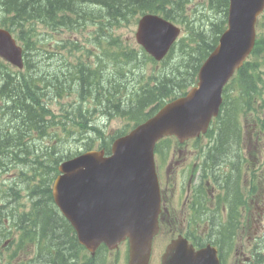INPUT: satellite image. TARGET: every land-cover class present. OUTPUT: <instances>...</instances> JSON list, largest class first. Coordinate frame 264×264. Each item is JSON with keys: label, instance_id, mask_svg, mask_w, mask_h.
I'll return each mask as SVG.
<instances>
[{"label": "trees", "instance_id": "obj_1", "mask_svg": "<svg viewBox=\"0 0 264 264\" xmlns=\"http://www.w3.org/2000/svg\"><path fill=\"white\" fill-rule=\"evenodd\" d=\"M172 1V0H170ZM188 0H174L175 7L177 9H182L183 4ZM226 0H212L213 4H225ZM120 3V7L125 10L126 6L136 5L142 9H159L164 4H168L169 0H0V6L6 12H15L25 15L26 18L32 19L35 22H44L47 25H79L81 28L89 27L94 25V20L102 21L110 25L114 24L111 13L115 9L114 7ZM77 12L76 18L71 20L69 15ZM25 38L28 37L27 33L23 34ZM40 34L34 33L31 37V42L34 41ZM115 42L114 40L107 41L104 45L97 47V58L100 59L106 55L104 49L110 48L114 49ZM27 50L32 52L34 51L31 45H27ZM37 56H43V61L45 58L48 61H51V58L44 56L42 52H37ZM39 59L34 60V62ZM56 65H53V62L49 65L50 72H48V84L50 86L62 81L66 76H69L75 73V70L78 67H82L79 62L74 66H71L69 62L63 59H56L54 61ZM56 66V67H54ZM42 69L41 64H35L33 62L29 63L27 72L23 76H19L16 80V83L4 79L0 75V84L2 85L0 89V97H7V100L13 101V112H11L9 118H3L0 121V159L4 161H11L19 154L20 136L25 134V129L27 127H33L39 124L43 119V109L42 107L36 113L31 112V105H28L29 100L33 99L31 92L34 85V79L37 74ZM181 77V75H178ZM177 76V77H178ZM174 79V78H171ZM167 83L163 82V85H170L172 82L167 79ZM113 87L102 92H93L89 89L87 92L88 96L92 97L95 94V105L92 110L83 112V117L85 121L93 120L94 112L100 109L103 106V100H110L112 98V93H117L121 88V85H124L122 80H113ZM8 84H14L13 87ZM4 106L3 98L0 99V110ZM260 107V106H259ZM263 107V105H262ZM261 109V107H260ZM39 127V126H38ZM36 127V128H38ZM43 133L38 135V138L41 139ZM17 150V151H16ZM216 151L215 158L218 159V162L224 160L232 161L236 157V133L233 128L231 120H228L225 123L224 128L219 134L217 144L210 151L212 153ZM37 159L33 157V160ZM38 162V160H35ZM49 166L45 162H38L35 170H31L29 177L32 175H42L45 181L50 179L48 174ZM44 216V215H43ZM46 225L52 226L55 225L58 227L55 222L49 220ZM60 230L54 231L50 239V244L52 246H57L59 249V263L68 264L67 257L71 256L73 252V247L71 243L66 238V231L62 229L61 225L58 227ZM53 232V231H52ZM61 238V241H60ZM66 245V246H64ZM47 260L42 261L40 264H45Z\"/></svg>", "mask_w": 264, "mask_h": 264}, {"label": "water", "instance_id": "obj_2", "mask_svg": "<svg viewBox=\"0 0 264 264\" xmlns=\"http://www.w3.org/2000/svg\"><path fill=\"white\" fill-rule=\"evenodd\" d=\"M233 1V0H231ZM243 4V12L248 14V17L253 15V11L246 3V0H240ZM254 3V0H249ZM229 30L226 34L240 27L241 22L234 20L232 15H229ZM4 39V41H2ZM0 53L11 60L14 64H19V51L14 46L13 42L6 36L0 33ZM200 82L198 88H194L188 97L180 106V113L183 117L192 123H199L195 127L199 129L206 121L207 117L211 115L219 102V89L214 83V77L200 75ZM75 183V182H74ZM116 188V187H115ZM93 188L76 182L66 198L60 197L58 200L65 208V213L74 221L81 239L86 241L89 245L104 238L102 230V222L98 213H92L91 192ZM179 257L184 258L183 253H177Z\"/></svg>", "mask_w": 264, "mask_h": 264}, {"label": "rangeland", "instance_id": "obj_3", "mask_svg": "<svg viewBox=\"0 0 264 264\" xmlns=\"http://www.w3.org/2000/svg\"><path fill=\"white\" fill-rule=\"evenodd\" d=\"M199 0H195V2H198ZM43 31L48 32V29L42 28ZM134 26L129 27V28H123L120 31H118V33L120 34V36L122 37V39L129 44L130 46H133V40H132V32H133ZM40 34V33H39ZM207 37H210L207 35ZM55 40H57V42H60V48L58 49L59 52H63V57L62 59H65L66 61L71 60L73 62L78 61V60H83L85 58H88L89 55L91 53H93V49L90 47V44L92 43V34H91V30L90 28H83L80 29L78 31H70V30H61L60 32H58L56 34V38ZM36 59H39L38 61H36L37 64H41L42 65V69L39 72H44L47 73L50 72V67L51 65H44L45 62H50L45 58V62L42 61L43 60V56H37L34 55ZM55 61V60H54ZM53 61V65H56ZM90 59H87V62H90ZM56 67V66H54ZM109 72H107L108 74ZM175 72L171 74L172 77L175 76ZM183 76V73L182 75ZM124 80H128L130 78V76H126L123 77ZM116 80V78L114 79ZM125 85V82L123 83ZM166 88V86H165ZM190 149L194 150V145L192 144L190 146ZM184 157V155H183ZM46 165H48L47 163H45ZM255 167H259L261 169H264V164L260 165L257 164ZM7 179L6 176H2L0 178V182L5 181ZM16 192V191H15ZM23 201L27 202V196L24 194L23 197ZM44 214L46 215V213L44 212ZM46 221V217L44 216L42 219V227L45 225ZM50 229V231L54 233V231L56 230H60L58 227H56L55 225L52 224V226L48 227ZM200 229L202 230V227H200ZM206 227L205 229H203V232H206ZM61 241V238H60ZM66 246V245H64Z\"/></svg>", "mask_w": 264, "mask_h": 264}, {"label": "bare ground", "instance_id": "obj_4", "mask_svg": "<svg viewBox=\"0 0 264 264\" xmlns=\"http://www.w3.org/2000/svg\"><path fill=\"white\" fill-rule=\"evenodd\" d=\"M41 52H42L43 55H45V51H41ZM44 62H45V61H44ZM79 64H80L81 66H83V63H80V62H79ZM93 119H94V118H93ZM15 191H16V190H13V191L10 193V196H14L15 193H16Z\"/></svg>", "mask_w": 264, "mask_h": 264}]
</instances>
